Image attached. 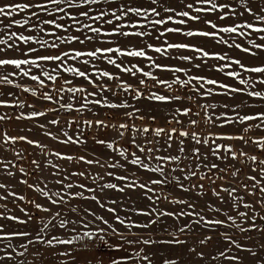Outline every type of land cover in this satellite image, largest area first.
Returning <instances> with one entry per match:
<instances>
[{
	"label": "snow or ice",
	"instance_id": "snow-or-ice-1",
	"mask_svg": "<svg viewBox=\"0 0 264 264\" xmlns=\"http://www.w3.org/2000/svg\"><path fill=\"white\" fill-rule=\"evenodd\" d=\"M0 264H264V0L0 4Z\"/></svg>",
	"mask_w": 264,
	"mask_h": 264
},
{
	"label": "rangeland",
	"instance_id": "rangeland-1",
	"mask_svg": "<svg viewBox=\"0 0 264 264\" xmlns=\"http://www.w3.org/2000/svg\"><path fill=\"white\" fill-rule=\"evenodd\" d=\"M4 2H6V0H0V4H3ZM173 39H175V40H182L184 38L177 35V36H174ZM104 214L106 216L108 215L107 213H104ZM90 255H95V253H87V252L81 253V260H83L84 258H86V257H88ZM99 255L102 256L105 260H107V258H108L109 255H117V256H119V255H123V253H108V252L101 251L99 253Z\"/></svg>",
	"mask_w": 264,
	"mask_h": 264
}]
</instances>
